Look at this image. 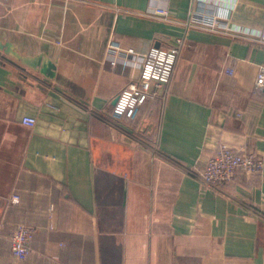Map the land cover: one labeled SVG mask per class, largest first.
Masks as SVG:
<instances>
[{
  "label": "crops",
  "instance_id": "crops-1",
  "mask_svg": "<svg viewBox=\"0 0 264 264\" xmlns=\"http://www.w3.org/2000/svg\"><path fill=\"white\" fill-rule=\"evenodd\" d=\"M196 7L244 33L186 26ZM263 24L264 0H0V264H264V165L220 190L188 172L220 141L264 156ZM178 39L158 97L111 120L137 71L108 43Z\"/></svg>",
  "mask_w": 264,
  "mask_h": 264
},
{
  "label": "built area",
  "instance_id": "built-area-1",
  "mask_svg": "<svg viewBox=\"0 0 264 264\" xmlns=\"http://www.w3.org/2000/svg\"><path fill=\"white\" fill-rule=\"evenodd\" d=\"M151 14L165 16L167 12L162 8H156ZM185 24L188 27L198 26L212 31L231 33L234 37L244 33L241 29L228 26L220 16L208 13L200 7L189 11ZM259 39L264 42V24L259 32ZM181 44L182 41L178 39L171 45H152L145 52H138L131 47L121 49L112 41L108 43L107 56L111 66L117 63L129 64L137 71V76L131 78L117 94L110 114L111 120H119L123 117L134 119L141 106L150 99L158 97L159 89L166 85L172 77ZM254 86L264 87V65L259 67ZM21 122L33 126L35 118L23 116ZM263 165L264 156L261 152L235 147L220 141L214 151L198 164V168L193 167L188 172L204 187L220 190L234 181L239 172H245L250 176L260 174ZM33 231V228L26 224H17L13 228L7 236L12 256L17 259L26 257L30 250Z\"/></svg>",
  "mask_w": 264,
  "mask_h": 264
}]
</instances>
